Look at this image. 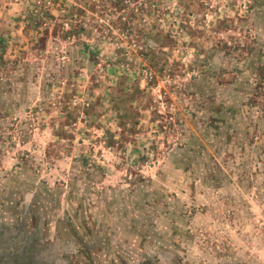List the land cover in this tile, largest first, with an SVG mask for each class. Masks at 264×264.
<instances>
[{"label":"rangeland","instance_id":"obj_1","mask_svg":"<svg viewBox=\"0 0 264 264\" xmlns=\"http://www.w3.org/2000/svg\"><path fill=\"white\" fill-rule=\"evenodd\" d=\"M252 62L264 0H0V264H264Z\"/></svg>","mask_w":264,"mask_h":264},{"label":"crops","instance_id":"obj_2","mask_svg":"<svg viewBox=\"0 0 264 264\" xmlns=\"http://www.w3.org/2000/svg\"><path fill=\"white\" fill-rule=\"evenodd\" d=\"M260 65H257L255 63H250L248 66V76L246 78V80L244 81V83L242 84L241 90L239 95L237 96V99L235 102H233L232 107L227 109V112L229 113V117L227 116L222 122V126L218 125L217 129L219 130H225L227 132V134L225 135V137H223V143L224 144H228L232 138H234L232 136L233 131L231 130V127L233 126V124H235V128L234 130L236 131L239 128V131L243 130L244 136H242V139L244 142L248 141V136H247V131L244 127L243 129V125L246 122V117H245V113H249L251 115H253L254 113L259 114L261 112V110L258 108L257 103H250L251 100L252 101H259V98H255L253 99L254 94H256V92L254 91V87L253 84L251 83V79L254 75V73H256L255 68L258 67ZM228 119V120H227ZM239 133H235V136H238ZM241 136V135H240ZM221 143V141H218ZM217 142V143H218ZM218 143V144H220ZM218 162V159L215 157H212L209 159V164L210 166H206L204 167V172H203V176L204 178H207L211 181L214 173L216 170H218L219 164L215 163ZM222 165V164H221ZM30 207L33 205H29ZM28 206V207H29ZM26 217L31 219L34 218L35 216L32 215V213H30V210H27L26 212Z\"/></svg>","mask_w":264,"mask_h":264},{"label":"trees","instance_id":"obj_3","mask_svg":"<svg viewBox=\"0 0 264 264\" xmlns=\"http://www.w3.org/2000/svg\"><path fill=\"white\" fill-rule=\"evenodd\" d=\"M256 73H254L251 83L253 84V89L256 92L253 99L259 98V101H252L250 103H257L258 108L264 111V65L255 68Z\"/></svg>","mask_w":264,"mask_h":264}]
</instances>
